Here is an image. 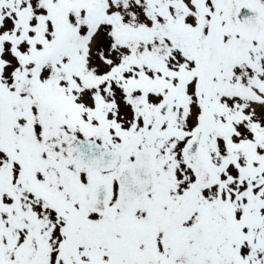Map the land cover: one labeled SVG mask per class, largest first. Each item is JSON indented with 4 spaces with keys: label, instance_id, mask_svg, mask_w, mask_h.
<instances>
[{
    "label": "snow or ice",
    "instance_id": "1",
    "mask_svg": "<svg viewBox=\"0 0 264 264\" xmlns=\"http://www.w3.org/2000/svg\"><path fill=\"white\" fill-rule=\"evenodd\" d=\"M0 264H264V0H0Z\"/></svg>",
    "mask_w": 264,
    "mask_h": 264
}]
</instances>
